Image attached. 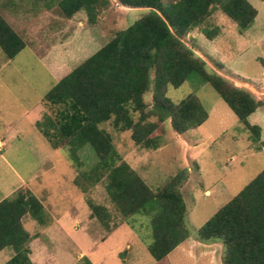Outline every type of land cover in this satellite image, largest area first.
Here are the masks:
<instances>
[{
	"label": "rangeland",
	"instance_id": "1",
	"mask_svg": "<svg viewBox=\"0 0 264 264\" xmlns=\"http://www.w3.org/2000/svg\"><path fill=\"white\" fill-rule=\"evenodd\" d=\"M23 1L24 6L13 12L12 25L26 47L13 60H7L0 49V140L5 143L0 153V194L17 187L21 177L23 187L41 202H49L47 207L42 204L51 216V225L42 228L31 217L24 222L26 230L38 236L33 247L38 261L48 247L59 264H77L82 261L81 254L92 264H155L148 251L152 241L148 217H141L147 223L144 228L139 225L138 230H131L111 203L105 179L89 187L87 193L75 185L81 171L96 164L94 151L87 146L79 152L84 163L80 170L69 160L67 150H54L34 124L50 114L44 97L62 78L150 10L127 8L120 0H109L97 23L90 24L84 12L72 19L62 16L59 0ZM248 1L258 16L245 33L216 10L209 23L219 29L218 36L208 39L194 30L186 43L205 61L208 72L264 101V2ZM189 94L200 99L209 114L207 121L182 135L174 133L170 120L166 121L156 150L138 145L131 131H118L111 123L101 127L112 136L117 152L153 190L178 174L184 175L181 190L188 208L190 238L169 255L170 264H224L223 244L199 242V230L264 170V147L257 150L250 133L199 75H191L179 88L169 86L166 95L178 104ZM145 102L150 110L151 93ZM138 118L139 114H134V119ZM148 121L157 118L151 116ZM249 121L262 128L264 141V105ZM88 200L107 207L112 224L122 227L116 230L114 226L116 231L111 234L98 220L90 221ZM6 253L0 252V264L6 263Z\"/></svg>",
	"mask_w": 264,
	"mask_h": 264
},
{
	"label": "trees",
	"instance_id": "2",
	"mask_svg": "<svg viewBox=\"0 0 264 264\" xmlns=\"http://www.w3.org/2000/svg\"><path fill=\"white\" fill-rule=\"evenodd\" d=\"M264 2V0H261ZM109 0H59L67 19L84 12L96 24ZM123 7L147 8L150 12L130 27L115 34L95 54L62 78L44 97L50 114L36 127L54 149L64 148L78 169L84 167L79 152L89 146L96 164L81 171L75 185L87 193L106 180V192L116 211L134 229L147 225L152 241L148 251L155 264H170L169 255L190 236L187 203L182 192L183 174L153 190L114 147L112 136L101 126L131 131L141 147L156 150L163 138L162 126L170 120L174 133L182 135L204 124L209 114L195 94L175 104L167 97L169 86L179 88L193 74L208 83L250 133V140L262 150V128L249 118L264 105L254 95L207 70L205 61L187 45L186 37L199 30L208 39L219 29L209 20L221 10L238 26L241 34L255 22L258 11L248 0H120ZM211 25V26H210ZM26 47L12 23L0 11V49L13 60ZM151 93V108L145 96ZM134 114H139L138 120ZM156 117V122L148 121ZM161 129V130H160ZM91 217L111 233V211L88 200ZM25 216L42 227L52 224L50 214L33 192L16 191L0 202V252L11 249L13 257L5 264H36L30 242L38 238L24 226ZM140 217V218H139ZM201 243L220 242L225 248L224 264H264V170L199 230ZM126 251L120 254L124 256ZM77 264H92L82 257Z\"/></svg>",
	"mask_w": 264,
	"mask_h": 264
},
{
	"label": "crops",
	"instance_id": "3",
	"mask_svg": "<svg viewBox=\"0 0 264 264\" xmlns=\"http://www.w3.org/2000/svg\"><path fill=\"white\" fill-rule=\"evenodd\" d=\"M24 6V1L22 2V0H0V11H2L3 12V14L5 15V17L13 24V21L15 20L14 18H16V15H14L13 14V12L14 11H16L17 9H20V8H22ZM1 70V69H0ZM38 121H36L34 124H36ZM3 147H5V143L3 142V141H1L0 140V153L1 152H3L4 150H2V148ZM19 178V184L17 185V187L15 186V188H12L11 190H10V192H8V193H6V194H4V193H2V194H0V202L1 201H3L4 199H6V198H9V197H11L18 189H21V187L23 188V186H24V180L21 178V177H18ZM24 188H26V187H24ZM42 203L46 206L47 204H49V202H43L42 201ZM51 205V204H50ZM47 207V206H46ZM27 217H29V216H25V218H24V222H25V220H26V218ZM93 219H95V218H89V220L91 221V220H93ZM24 226H25V224H24ZM131 226V225H130ZM120 227H122V226H120ZM119 226H117V228H116V230L118 229V228H120ZM127 227V226H126ZM138 225H136L135 226V228H134V230H138ZM129 228V227H128ZM129 229H131V230H133V228L132 227H130ZM116 230H113L112 232H111V234L114 232V231H116ZM31 234V233H30ZM31 235H33V234H31ZM102 240H105V238H103ZM37 241V239H35V240H32L31 242H30V244H29V246H30V249H31V254H30V258H31V260L34 262V263H36V264H59L58 263V261H57V259H56V257L51 253V251L48 249V247H46L47 248V250L46 251H44V254L42 255V261H38V257L39 256H37V252H36V250L33 248L34 247V244H36L35 242ZM46 246V245H45ZM9 249H4L3 251H1V252H4V251H7V253H6V259H7V261L6 262H8L12 257H13V255H14V253H13V251L10 249L9 251H8ZM40 251H42V250H40ZM42 251V252H43ZM39 254V253H38ZM40 256H41V253H40ZM82 256H83V254H81L80 256H79V258H82ZM5 264V263H4Z\"/></svg>",
	"mask_w": 264,
	"mask_h": 264
}]
</instances>
